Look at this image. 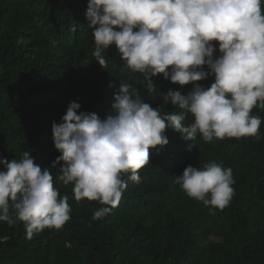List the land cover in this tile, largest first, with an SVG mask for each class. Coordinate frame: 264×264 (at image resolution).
I'll return each instance as SVG.
<instances>
[{
    "label": "trees",
    "instance_id": "1",
    "mask_svg": "<svg viewBox=\"0 0 264 264\" xmlns=\"http://www.w3.org/2000/svg\"><path fill=\"white\" fill-rule=\"evenodd\" d=\"M87 4L0 0V157L9 162L27 150L42 168L51 166L61 155L52 124L61 122L69 103L103 119L122 82L162 115L181 112L164 104L163 94H187L191 84L182 87L160 74L152 77L156 91L148 92L142 74L123 69L114 45L103 52L105 67L95 61ZM213 82L210 76L198 83ZM252 114L264 120V110ZM166 135V146L149 150L139 182L123 176L127 187L119 204L100 220L92 219L99 203L77 202L73 185L58 179L59 165L50 168L54 187L69 197L70 220L31 238L23 222H0V264H264V122L259 138L204 142L198 136L193 142L172 129ZM212 161L233 172L234 195L223 210L188 197L174 183L186 166Z\"/></svg>",
    "mask_w": 264,
    "mask_h": 264
},
{
    "label": "clouds",
    "instance_id": "2",
    "mask_svg": "<svg viewBox=\"0 0 264 264\" xmlns=\"http://www.w3.org/2000/svg\"><path fill=\"white\" fill-rule=\"evenodd\" d=\"M86 18L92 55L102 67L104 50L114 45L123 69L142 74L148 92L156 91L152 77L160 74L193 87L187 94L164 93V104L181 112L162 115L122 82L103 119L69 103L61 122L52 124L61 155L51 166L42 168L27 150L11 162L0 157V222H23L28 238L46 228L59 230L71 218L69 197L54 187L50 168L59 165L58 179L73 185L77 202L99 203L92 219L100 220L119 204L127 187L123 176L139 182L149 150L169 143L167 130L185 141L199 136L212 142L259 138L264 122L252 114L264 110V0H88ZM210 76V87L198 83ZM174 183L188 197L221 210L234 195L232 169L215 161L186 166Z\"/></svg>",
    "mask_w": 264,
    "mask_h": 264
}]
</instances>
